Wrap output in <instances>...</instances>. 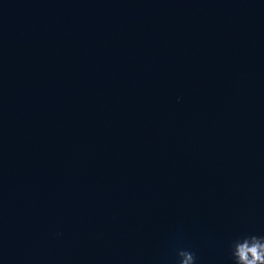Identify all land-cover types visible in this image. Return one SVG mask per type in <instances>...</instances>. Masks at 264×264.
Returning <instances> with one entry per match:
<instances>
[{"label": "water", "instance_id": "water-1", "mask_svg": "<svg viewBox=\"0 0 264 264\" xmlns=\"http://www.w3.org/2000/svg\"><path fill=\"white\" fill-rule=\"evenodd\" d=\"M253 236L264 0H0V264H238Z\"/></svg>", "mask_w": 264, "mask_h": 264}, {"label": "clouds", "instance_id": "clouds-1", "mask_svg": "<svg viewBox=\"0 0 264 264\" xmlns=\"http://www.w3.org/2000/svg\"><path fill=\"white\" fill-rule=\"evenodd\" d=\"M262 237L253 236L250 240L245 239L243 243L237 244L234 255L238 257V264H264V243ZM184 259L182 264H192L194 259L190 252H182Z\"/></svg>", "mask_w": 264, "mask_h": 264}]
</instances>
